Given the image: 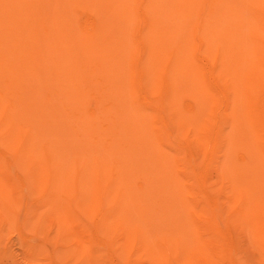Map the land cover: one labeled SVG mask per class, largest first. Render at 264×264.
<instances>
[{
    "label": "bare ground",
    "instance_id": "obj_1",
    "mask_svg": "<svg viewBox=\"0 0 264 264\" xmlns=\"http://www.w3.org/2000/svg\"><path fill=\"white\" fill-rule=\"evenodd\" d=\"M0 130L92 236L264 264V0H0Z\"/></svg>",
    "mask_w": 264,
    "mask_h": 264
},
{
    "label": "rangeland",
    "instance_id": "obj_2",
    "mask_svg": "<svg viewBox=\"0 0 264 264\" xmlns=\"http://www.w3.org/2000/svg\"><path fill=\"white\" fill-rule=\"evenodd\" d=\"M9 133L14 140L19 138L17 133ZM19 141L23 143L22 137ZM9 142L4 136L1 143L0 136L6 164L14 162L15 152L8 148ZM3 173L0 172V264H202L160 258L153 263L149 254L119 235L113 234L109 240L92 236L86 223L89 218H84L80 209L66 206L67 197L48 192L38 167L28 176L26 172L24 176ZM241 236L247 248L249 233L241 232Z\"/></svg>",
    "mask_w": 264,
    "mask_h": 264
}]
</instances>
